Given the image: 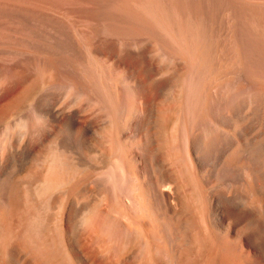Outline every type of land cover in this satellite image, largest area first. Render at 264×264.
<instances>
[{
    "label": "bare ground",
    "instance_id": "1",
    "mask_svg": "<svg viewBox=\"0 0 264 264\" xmlns=\"http://www.w3.org/2000/svg\"><path fill=\"white\" fill-rule=\"evenodd\" d=\"M0 264H264V0H0Z\"/></svg>",
    "mask_w": 264,
    "mask_h": 264
}]
</instances>
